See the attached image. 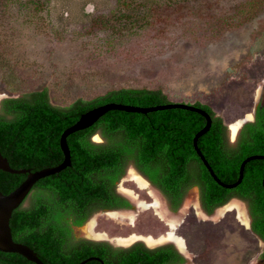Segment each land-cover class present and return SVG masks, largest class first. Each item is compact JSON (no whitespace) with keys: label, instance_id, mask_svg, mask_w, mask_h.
<instances>
[{"label":"trees","instance_id":"1","mask_svg":"<svg viewBox=\"0 0 264 264\" xmlns=\"http://www.w3.org/2000/svg\"><path fill=\"white\" fill-rule=\"evenodd\" d=\"M19 1L23 2L20 8L31 13H40L48 4V0ZM119 1L112 16L95 22L116 36L161 14L167 16V22V13L189 10L205 32H210V40L217 30L241 28L264 11V0H192V6L189 0H166L164 4ZM6 2L13 5L15 0ZM110 103L142 109L174 104L162 90L126 87L91 100L79 99L68 107L53 105L48 89L2 100L0 152L20 173L0 170V191L11 194L28 173L60 166L65 160L61 148L64 132L83 114ZM192 105L212 118L210 130L198 139L197 147L221 183L235 184L243 162L262 157L246 164L238 187L220 185L199 156L195 138L207 125L201 114L183 109L148 113L112 110L92 127L68 137L71 166L39 181L14 211L10 222L14 240L33 249L45 264H102L91 258L104 264H184L185 258L174 244L150 249L138 242L123 248L108 241L75 239L73 226H84L99 212L131 208L117 187L134 168L163 195L173 213L180 211L194 187L200 190L201 207L208 216L233 199L243 202L251 231L264 244V108L258 109L255 120L246 122L231 142L228 126L209 105ZM96 136L102 141H94ZM261 258L264 260V249ZM0 264L34 263L19 254L0 251Z\"/></svg>","mask_w":264,"mask_h":264},{"label":"rangeland","instance_id":"2","mask_svg":"<svg viewBox=\"0 0 264 264\" xmlns=\"http://www.w3.org/2000/svg\"><path fill=\"white\" fill-rule=\"evenodd\" d=\"M47 2L46 9L31 13L20 8L22 1L0 0V107L6 98L43 89L59 107L123 87L162 90L174 103L209 105L235 142L239 130L234 136L232 127L251 120L264 98V11L208 40L210 32L189 10L167 13V22L161 14L116 36L95 22L112 16L119 0ZM118 188L133 208L95 214L88 222L94 240L124 247L142 241L154 248L172 242V234L186 264H262L263 243L250 229L243 202L232 200L209 217L195 188L172 213L134 168ZM76 233L88 236L85 229Z\"/></svg>","mask_w":264,"mask_h":264},{"label":"water","instance_id":"3","mask_svg":"<svg viewBox=\"0 0 264 264\" xmlns=\"http://www.w3.org/2000/svg\"><path fill=\"white\" fill-rule=\"evenodd\" d=\"M164 109L189 110V111L201 114L207 120L206 127L201 132H199L195 138V147L197 149L199 156L204 162L205 166L210 171L212 177L220 185L226 188H229V189H234L238 187L242 183V180L244 178V170H245L246 164L251 160L262 158V157H250L247 160H245L241 166L239 180L235 184L225 185L221 183L220 180L217 178L212 168L206 161L205 157L202 155L201 151L197 147L198 139L202 137L203 135H205L212 126V118L204 109L198 108L195 105L187 104V103H174V104H169L166 106L157 107L153 109H142V108L120 105V104H115V103H110L104 106L97 107L83 114L80 120L74 126L67 129L62 135L61 148L64 153L65 160L60 166L44 169L38 172L28 173V177L26 181L21 186H19L15 191H13L11 194L6 195L0 191V251L4 253L19 254L34 264H45L41 261V259L38 257V255L35 253L33 249L21 243H17L14 240L10 222H11L14 211L17 210L25 202L26 198L28 197V195L31 193L34 186L39 181L47 177L53 176L55 174H58L61 171L71 166V152H70V148L68 145V137L70 135L92 127L103 116H105L109 111H112V110H119V111H124V112L148 113L150 111H157V110H164ZM244 123L241 124L240 128L243 126ZM0 170L4 172H8V173H20L11 168L8 159H6L2 155L1 152H0ZM24 173L26 172L24 171ZM87 226H88V223L82 227H78V229L84 230ZM86 238L89 240H94L93 238L89 236H87ZM89 260H98L102 264H104V262L99 258H91ZM86 262L87 261L83 262L82 264ZM261 263L264 264V261H262Z\"/></svg>","mask_w":264,"mask_h":264},{"label":"flooded vegetation","instance_id":"4","mask_svg":"<svg viewBox=\"0 0 264 264\" xmlns=\"http://www.w3.org/2000/svg\"><path fill=\"white\" fill-rule=\"evenodd\" d=\"M264 108V98H261V100H260V102L257 104V106H256V108H255V111H254V114H253V117H252V119L251 120H249V121H246V122H253L254 120H255V116H256V113H257V111H258V109L259 108ZM245 122V123H246ZM244 123V124H245ZM243 124V125H244ZM242 128V127H241ZM241 128L239 129V132H240V130H241ZM239 132H238V134H239ZM238 134H237V136H236V139H237V137H238ZM236 141V140H235ZM137 172V171H136ZM138 173V172H137ZM139 174V173H138ZM127 175V174H126ZM140 175V174H139ZM141 176V175H140ZM126 177V176H125ZM124 177V178H125ZM142 177V176H141ZM123 178V179H124ZM143 179H144V177H142ZM122 179V180H123ZM144 180H146V179H144ZM147 181V180H146ZM148 182V181H147ZM149 183V182H148ZM120 184V183H119ZM119 184H118V186H119ZM150 184V183H149ZM154 188V187H153ZM195 188H198V187H194V188H192L191 190H193V189H195ZM199 189V188H198ZM157 190V189H156ZM190 190V191H191ZM158 191V190H157ZM189 191V192H190ZM200 191V190H199ZM117 192L118 193H120L119 192V188L117 187ZM121 194V193H120ZM189 194V193H188ZM121 195H123V194H121ZM124 196V195H123ZM125 197V196H124ZM126 198V197H125ZM128 199V198H127ZM129 200V199H128ZM166 200V199H165ZM233 200H235V199H233ZM130 201V200H129ZM232 201V200H231ZM131 203V202H130ZM227 205V204H226ZM225 205V206H226ZM224 207V206H223ZM223 207H221V208H223ZM131 208H133V206H132V203H131ZM130 208V209H131ZM202 208V207H201ZM220 209V208H219ZM122 210H129V209H122ZM218 210V209H217ZM216 210V211H217ZM117 211H120V210H117ZM111 212V211H110ZM204 212V211H203ZM173 213V212H172ZM208 216V215H207ZM209 217H211V216H209ZM78 229V227L77 226H73V232H74V237H75V239L76 240H81V239H87V238H85V237H79L78 235H77V233H76V230ZM250 229H251V227H250ZM175 236V235H174ZM176 237V236H175ZM176 239L178 240V241H180L177 237H176ZM87 240H89V239H87ZM93 241H98V240H93ZM138 242H142V241H137V242H135V243H133L132 245H130L129 247H132L133 245H135L136 243H138ZM262 242V241H261ZM144 243V242H143ZM112 244V243H111ZM145 244V243H144ZM167 244H174L175 245V247L178 249V251H179V253L180 254H182L183 255V253L181 252V250L177 247V245H176V243L175 242H168V243H164V244H160L159 246H157V247H154V248H151V247H149V246H147L146 244V246L148 247V248H150V249H155V248H158V247H161V246H164V245H167ZM112 245H114V244H112ZM115 247H123V248H129V247H124V246H116V245H114ZM263 249H264V244H263ZM262 252H263V250H262ZM261 255H262V253H261ZM183 257L185 258V256L183 255ZM262 261H264V260H262V258H261V256H260V262H262ZM184 264H186V258H185V263Z\"/></svg>","mask_w":264,"mask_h":264},{"label":"bare ground","instance_id":"5","mask_svg":"<svg viewBox=\"0 0 264 264\" xmlns=\"http://www.w3.org/2000/svg\"><path fill=\"white\" fill-rule=\"evenodd\" d=\"M239 128H240V124H235V125L232 127V131H233V135H234V136L237 134ZM90 226H91V225L87 226V227L85 228V231L87 232V234H88L89 237H92V236H93V233L90 232V230H92V229L89 230ZM171 227H172V226H171ZM95 235H96V234H95ZM168 236H169V239H170V240H173V241L178 245V247L181 249V247H180L179 244H178V243L181 244V242L178 241L177 239H175L174 236H173L172 234H169Z\"/></svg>","mask_w":264,"mask_h":264}]
</instances>
